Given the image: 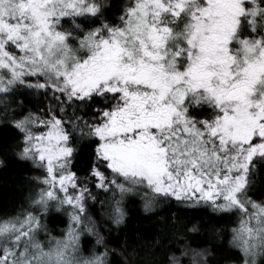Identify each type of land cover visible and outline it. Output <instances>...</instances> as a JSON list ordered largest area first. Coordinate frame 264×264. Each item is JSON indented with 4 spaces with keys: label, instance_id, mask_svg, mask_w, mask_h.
<instances>
[{
    "label": "snow or ice",
    "instance_id": "snow-or-ice-1",
    "mask_svg": "<svg viewBox=\"0 0 264 264\" xmlns=\"http://www.w3.org/2000/svg\"><path fill=\"white\" fill-rule=\"evenodd\" d=\"M0 106V152L40 173L0 216V264H113L88 201L118 227L133 197L236 216L225 264H264V0H0Z\"/></svg>",
    "mask_w": 264,
    "mask_h": 264
},
{
    "label": "trees",
    "instance_id": "trees-1",
    "mask_svg": "<svg viewBox=\"0 0 264 264\" xmlns=\"http://www.w3.org/2000/svg\"><path fill=\"white\" fill-rule=\"evenodd\" d=\"M122 0H110V3H121ZM113 11L105 13L111 18ZM15 107V105H13ZM27 107L35 110L34 104ZM0 106V112H2ZM27 108L25 109V112ZM11 116L8 117L10 119ZM4 117L0 115V120ZM8 137L12 142L18 139L10 127L0 124V139ZM0 216L14 214L21 206H28L30 192L35 190L31 177L40 173L32 170L31 165L16 158L11 152L7 155L0 152ZM79 168V164H78ZM78 170V169H74ZM264 191V176L258 178L257 189ZM95 194V193H93ZM89 214L99 224L107 226L99 230L105 237L109 248L114 249L113 264H121L127 257L128 264H160L165 247L178 243L190 242L193 247L209 246L213 255L209 257V264H225L226 260H239V252L230 246L231 228L235 226L236 216L220 215L213 213L208 208L179 209L173 202L163 205L155 212H146L138 197L130 198L125 203L127 215L124 222L118 227L111 225L107 218L100 214L98 203L88 201ZM171 214H175L173 217ZM67 223V216L60 213L49 219L50 228L61 229ZM198 225L199 231L189 233L193 225ZM55 234L59 235L57 231ZM160 241V246L156 242ZM127 245L125 250L122 245ZM135 252V257L128 253ZM124 252L125 256L120 253Z\"/></svg>",
    "mask_w": 264,
    "mask_h": 264
},
{
    "label": "rangeland",
    "instance_id": "rangeland-1",
    "mask_svg": "<svg viewBox=\"0 0 264 264\" xmlns=\"http://www.w3.org/2000/svg\"><path fill=\"white\" fill-rule=\"evenodd\" d=\"M65 226H66V221H65ZM65 226H64V227H65Z\"/></svg>",
    "mask_w": 264,
    "mask_h": 264
}]
</instances>
